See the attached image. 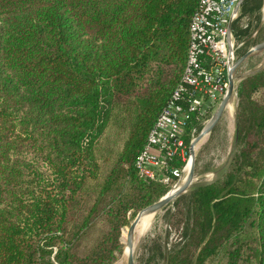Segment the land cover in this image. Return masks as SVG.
<instances>
[{
  "label": "trees",
  "instance_id": "obj_1",
  "mask_svg": "<svg viewBox=\"0 0 264 264\" xmlns=\"http://www.w3.org/2000/svg\"><path fill=\"white\" fill-rule=\"evenodd\" d=\"M198 6L0 0V264L118 259L128 213L168 191L141 175L137 161L182 82ZM256 79L264 95V68L243 84ZM248 114L259 145H249L248 157L238 147L223 176L193 193V211L209 230L195 264H208L246 224L256 232L249 259L264 264V110ZM244 133L242 125L239 141ZM170 166L182 170L185 162ZM181 251L171 264L186 263Z\"/></svg>",
  "mask_w": 264,
  "mask_h": 264
},
{
  "label": "rangeland",
  "instance_id": "obj_2",
  "mask_svg": "<svg viewBox=\"0 0 264 264\" xmlns=\"http://www.w3.org/2000/svg\"><path fill=\"white\" fill-rule=\"evenodd\" d=\"M259 1L261 0H248L242 8L237 27L238 41L242 43L246 40V42L239 52V57H242L253 46L264 41V13L262 11L264 0H262L261 5ZM259 5L262 9L258 10ZM255 32L257 35L254 34ZM263 68L264 50L249 56L235 72L233 97L222 117L215 127L194 146L195 171L192 185L161 210L147 214L150 218L149 229L140 235L137 234V231L134 234L135 264H171V257L180 250L182 251L179 253V259L186 262L183 264H195L197 254L208 240L209 230L207 218L197 216V213L193 211L191 202L193 193L197 185L215 182L223 176L226 172L225 168L234 158L238 147L245 149L247 151L246 157H248V148L259 145L261 141L260 132L251 120L252 115L248 113H259V116L264 110H257L258 107L264 108L263 90L259 86L262 81L256 79L245 84L243 82ZM242 86H245L246 90L239 97ZM247 100L251 101L249 105L251 110L247 108ZM242 125L245 126V133L244 138L239 141V131ZM202 129L201 123L197 128L195 139L200 135ZM239 156L244 161L247 159L242 153H239ZM183 173L176 181L168 182L166 194L184 183L189 172L185 173L184 176ZM175 184L177 185L175 186ZM144 209L137 213L133 210L128 213V224L123 226L121 230L120 240L123 249L113 264H127L128 250L122 242L126 241L127 231L135 216ZM235 235L211 258L208 264H253L249 259V254L251 247L255 244L256 232L254 227L251 224H246Z\"/></svg>",
  "mask_w": 264,
  "mask_h": 264
},
{
  "label": "built area",
  "instance_id": "obj_3",
  "mask_svg": "<svg viewBox=\"0 0 264 264\" xmlns=\"http://www.w3.org/2000/svg\"><path fill=\"white\" fill-rule=\"evenodd\" d=\"M244 1L199 0L189 26L182 82L149 134L146 150L138 157L139 172L148 179L168 183L173 181L172 175L180 178L190 163V145L197 128L231 91V78L235 88L234 71L241 50L236 24ZM190 122L194 124L187 145ZM174 158L185 162L182 170L171 168Z\"/></svg>",
  "mask_w": 264,
  "mask_h": 264
},
{
  "label": "bare ground",
  "instance_id": "obj_4",
  "mask_svg": "<svg viewBox=\"0 0 264 264\" xmlns=\"http://www.w3.org/2000/svg\"><path fill=\"white\" fill-rule=\"evenodd\" d=\"M262 9V8H261ZM263 13H264V6H263ZM255 35H257V32H255L254 33ZM244 45H245V43L244 42H242L241 43V46H240V49H242L243 47H244ZM264 50V41L263 42H261V43H259L258 45H255V46H253L252 48H250L242 57H240L241 58V61L239 62V64H238V66H237V68H235V71H234V76H235V72L237 71V69L244 63V61L249 57V56H251V55H253L254 53H256V52H261V51H263ZM239 58V59H240ZM233 97V94L232 95H230L224 102H223V104H222V106H221V109H220V112H219V114L217 115V118H216V120H215V122H214V127H215V125L218 123V121L220 120V118L222 117V115H223V113H224V111H225V109H226V107H227V105H228V103H229V101L231 100V98ZM230 106V105H229ZM213 127V128H214ZM212 128V129H213ZM211 129V130H212ZM197 138V137H196ZM198 143V141L195 143V144H197ZM191 167H192V164H191V161H190V163L186 166V168H185V170H184V173H183V176H184V174L185 173H187V172H189L188 173V175H187V177H186V179H185V181H184V183L180 186V187H178L177 189H175V190H173V191H171V192H169V194L170 195H172V194H175V193H177L178 191H180L183 187H185L187 184H188V182L190 181V179H191V177H192V175H193V172H192V169H191ZM179 184V183H178ZM177 184H175V186H176ZM169 202H165V203H163V204H161V205H159V206H157V207H154V208H151V209H148V210H145V211H143V212H141V213H139L136 217H135V219H134V227H133V229L132 230H128L127 231V236H126V241L125 242H123L124 243V245L127 247V250L129 251L130 249H133L134 248V234L136 233V231H137V234H141V233H145V231H147V229H149L148 227H149V224H150V218H149V216H147V214H150V213H155V212H157V211H159V210H161L162 208H164L167 204H168ZM152 220V219H151ZM143 236V235H142ZM139 237V236H138ZM136 238V237H135ZM127 264H135V260H134V253H133V255H131L130 257H129V255H128V258H127Z\"/></svg>",
  "mask_w": 264,
  "mask_h": 264
},
{
  "label": "water",
  "instance_id": "obj_5",
  "mask_svg": "<svg viewBox=\"0 0 264 264\" xmlns=\"http://www.w3.org/2000/svg\"><path fill=\"white\" fill-rule=\"evenodd\" d=\"M240 61H241V58L238 60L237 65H236V68H237V66H238V64H239ZM233 84H234V81H233V79L231 78V85H232V89H231V91L228 93V95H226V98H225V99H224V100H223V101H222V102L216 107V109H214V111L210 114V116L207 118V120H206L204 123H202V125H203L202 132L200 133V135H199L194 141H192V143H191V145H190V152H189V155H190V161H191V164H192L191 169H192L193 175H192L190 181L188 182V184H187L185 187H183L180 191H178L177 193H175V194H172V195H170L169 193L166 194V195H165L164 197H162L159 201H157L156 203H154V204L148 206V207L145 208L143 211L148 210V209H151V208H154V207H157V206H159V205H161V204H163V203H165V202H171V201L174 200L176 197H178L179 195H181V194H183L185 191H187V189L192 185V183H193V178H194V171H195V160H194V146H195V143H196L197 141H199V140H200L204 135H206L208 132H210L211 129L214 127V122H215V120H216V118H217V115H218L219 112H220V109H221V106H222L223 102H224V101H225L230 95H232V93H233V89H234V88H233ZM143 211H141V212H143ZM141 212H140V213H141ZM133 227H134V222L131 224L129 230H132ZM128 255H129V257H130L131 255H133V249H130V250L128 251Z\"/></svg>",
  "mask_w": 264,
  "mask_h": 264
}]
</instances>
